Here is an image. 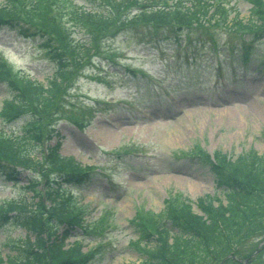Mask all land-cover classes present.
I'll use <instances>...</instances> for the list:
<instances>
[{
	"label": "rangeland",
	"instance_id": "obj_1",
	"mask_svg": "<svg viewBox=\"0 0 264 264\" xmlns=\"http://www.w3.org/2000/svg\"><path fill=\"white\" fill-rule=\"evenodd\" d=\"M8 1L0 0V8ZM211 2L220 10L214 21L207 19L203 26L181 31L122 28L120 14H115V27L98 30V56L69 83L61 110L48 120L42 117L43 137L33 152L36 160L61 141L60 156L75 158L81 169L93 170L89 183L70 191L80 204L84 225L90 226L96 239L71 237L66 231L65 240V247L74 241L88 249L101 245L103 254L92 264L142 262L140 249L145 244L136 219L146 220L147 233L152 234L156 223H166L172 211L186 205L202 215L198 200L206 210L226 203L221 186L231 171L221 179L196 155L210 159L217 152L228 163L254 152L264 161V70L259 67L264 63V38L257 36L254 27L262 26L264 0ZM42 3L52 27L64 30L70 40L87 38L77 21L72 22L74 8L105 11L103 0ZM134 9L122 15L128 18ZM14 30L0 31V63L11 74L5 71V78L20 83L23 72L45 85L54 70L47 48L34 34L23 37ZM11 90L0 82V111L3 102L13 97ZM28 120L23 116L4 125L0 119V129L19 136ZM26 175L30 174H21L16 185L0 179V206L15 202L26 211L39 207L46 211L51 202L38 188L24 187ZM33 178L40 183V176ZM28 215L13 213L4 222L0 218V260L12 255L8 246L28 236L17 223ZM65 228L59 226V236ZM236 247L231 256L215 264H264V229Z\"/></svg>",
	"mask_w": 264,
	"mask_h": 264
},
{
	"label": "trees",
	"instance_id": "obj_2",
	"mask_svg": "<svg viewBox=\"0 0 264 264\" xmlns=\"http://www.w3.org/2000/svg\"><path fill=\"white\" fill-rule=\"evenodd\" d=\"M42 1L19 0L15 3L16 0H9L0 8V27L16 29L24 37L34 34L41 41V46L47 48L46 55L54 63V75L46 86L27 79L23 74L18 79L20 83L11 84L5 78V71L9 72V68L6 69L5 64L0 63V82L15 92L13 99L5 100L2 104L1 121L10 123L23 116L29 118L22 129V136L9 138L0 130V176L17 182L22 173H37L45 182V196L52 204L46 211L40 207L36 211H26L19 204L0 207V218L6 221L12 212L17 216L21 212L31 214L21 216L18 223L34 235L33 241L27 237L21 245L11 247L13 255H8L5 263L91 264L101 255L100 245L86 252L79 243L64 248V241L69 236L67 232H81L93 239L96 234L88 230L89 225H84L82 209L60 186L86 183L92 179L93 170L81 169L82 166L75 159L60 156V142L48 148L42 159L36 160L33 152L43 137L42 117L48 120L61 110L69 83L97 53L98 30L108 31L115 27V14H120L119 23L122 28L151 26L153 29L166 28L173 32L196 25L203 26L207 19L214 21L220 10L219 5H216L213 15L209 16L213 7L210 0H183L171 6L161 2L138 5L137 0H103L105 11L74 8L71 13L72 22L76 20V25L83 28L87 36L84 41H80L70 40V35L64 30L52 27L51 17L46 15ZM132 7H136L132 16L125 18L122 13H127ZM261 21L262 26L254 27L257 36L264 38V19ZM234 23L233 19L232 25ZM261 68L264 69V63ZM54 137L60 139L59 134ZM248 155H251L250 159ZM200 157L203 159L201 162L208 165L216 176L220 175L221 179L224 173L231 171V177L223 182L226 203L206 210L202 201L198 200L197 207L203 215L194 214L186 205L181 210L172 211L166 223H156L152 234L149 231L147 233L148 229L144 225H147L146 220H134L142 242L153 243L151 247L143 248L145 256L141 264L221 263L233 254L236 244L264 229L262 158L255 156L254 152L228 163L225 156L217 152L214 153L213 162L204 154ZM28 182L32 185L33 179L30 177ZM60 225L66 227L61 236L58 235ZM149 229L153 230V227ZM0 261L2 264L3 260Z\"/></svg>",
	"mask_w": 264,
	"mask_h": 264
}]
</instances>
